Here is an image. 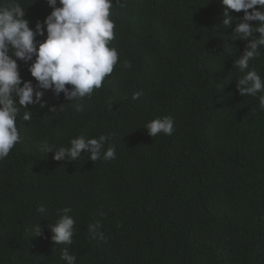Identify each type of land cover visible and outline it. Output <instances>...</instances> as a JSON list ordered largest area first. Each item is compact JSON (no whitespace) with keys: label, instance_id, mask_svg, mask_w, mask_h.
Listing matches in <instances>:
<instances>
[{"label":"trees","instance_id":"1","mask_svg":"<svg viewBox=\"0 0 264 264\" xmlns=\"http://www.w3.org/2000/svg\"><path fill=\"white\" fill-rule=\"evenodd\" d=\"M17 2L33 30L53 11L48 0ZM226 7L222 0H113L109 47L119 59L84 110L52 90L46 107L29 105L31 121L19 108L21 140L0 161V264H66L63 248L76 264H264V93L237 90L245 73L234 62L247 42L232 34L244 13L229 10L228 27ZM46 36L45 26L36 39ZM17 63L22 80L35 85L30 62ZM251 70L264 80V48ZM53 105L65 108L54 113ZM165 116L174 133L150 136L145 125ZM81 135H110L104 150L114 146L116 158L93 162L83 153L65 165L39 148L45 140L68 147ZM65 207L76 222L73 243L53 244L49 227ZM36 224L42 236L33 237ZM90 224L106 239L93 237Z\"/></svg>","mask_w":264,"mask_h":264},{"label":"clouds","instance_id":"2","mask_svg":"<svg viewBox=\"0 0 264 264\" xmlns=\"http://www.w3.org/2000/svg\"><path fill=\"white\" fill-rule=\"evenodd\" d=\"M48 3L53 11L43 24H36L35 30L30 27L25 8L17 0H10L7 6L0 7V161L8 157L21 140L16 124L20 107L28 109L23 120L31 121L29 105L46 107L45 91L52 90L57 98L63 93L66 100L72 101L70 105L74 110L81 112L85 98L90 97L94 89L102 87L119 59L117 49L109 47L115 38V24L110 19L113 0H48ZM58 3L60 7H57ZM222 3L227 6L225 26L232 24L229 10L244 13L242 18H237L232 34L233 41L247 42L243 55L234 62V67L245 73L237 80L236 87L241 96L257 97L258 93H264V80L255 70H247L250 61L258 58L260 49L264 48V11L260 10L264 8V0H222ZM254 21L258 22L255 26L251 23ZM45 26L46 39L37 41V36L45 35ZM257 32L260 36L254 38L253 34ZM18 60L30 62L29 71L37 82L35 85L31 80H22ZM122 67L131 68V62L125 60ZM140 95V92H133L131 98L137 100ZM258 99L260 108L264 109V95H259ZM64 108L65 105L59 109L53 105L50 111L58 113ZM144 129L154 138L161 133L171 136L175 131L174 120L170 116L157 118L148 122ZM109 139L110 135L90 139L81 135L71 139L68 147L57 148L45 140L39 148L54 153L53 159L64 161L65 165L76 162L83 153L89 154L93 162L101 158L109 161L116 158L114 146L104 150ZM37 211L44 213L45 209L41 207ZM71 211L65 207L57 212L59 220L49 227L53 244L73 243L76 222L69 215ZM98 227V224H90L89 232L93 237L99 235L100 239H106L102 232L98 233ZM32 231L33 237L43 235L41 224L34 225ZM61 259L66 264H76V256L67 248L61 250Z\"/></svg>","mask_w":264,"mask_h":264}]
</instances>
